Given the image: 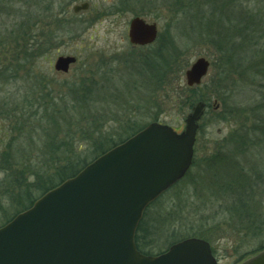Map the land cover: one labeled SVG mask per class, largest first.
<instances>
[{
    "label": "rangeland",
    "instance_id": "374dc122",
    "mask_svg": "<svg viewBox=\"0 0 264 264\" xmlns=\"http://www.w3.org/2000/svg\"><path fill=\"white\" fill-rule=\"evenodd\" d=\"M85 2L90 4L88 10L74 14L73 8ZM48 3L50 11H45ZM161 3L0 0V226L11 204L6 188L20 177L16 172L30 177L35 171L48 178L56 163L71 161L78 152L90 155L89 149L99 137L119 141L127 136L129 126L140 129L155 119L182 132L194 108L185 100V72L204 57L211 68L202 84L195 87L201 89L208 105L199 123L202 129L197 135L195 161L184 181L156 202L152 213L162 210L177 217L180 210L175 207L183 208L181 218L188 219L175 230L181 235L200 232L211 236L210 242L205 241L219 264H238L259 252L264 231L255 236L247 221L237 220L232 194L221 191L230 180L219 182V172L211 169V163L214 157L232 150L234 162L254 165V169L245 165L260 173V187L249 202L253 213L260 215L256 224L263 223L264 134L248 135V131L254 130L255 120L264 117V82L242 74L237 66L228 72V79L220 77L223 66L215 57L213 39L198 30V23L194 25L196 36L189 39L179 31L180 27L189 32L180 26L186 21L176 15L174 7L171 10L173 5ZM251 3L256 12H264V0ZM137 16L156 23L159 36L166 34L182 56L180 61L189 63L180 79L155 87L143 65L134 62L152 49L134 48L129 42V24ZM228 30L233 31L234 26ZM67 56L77 62L68 73H57L55 62ZM226 138L227 149L221 152L218 147L222 143H217ZM225 174L223 171L222 176ZM213 187L218 188L217 196L211 191ZM166 243L165 238L158 248L165 249Z\"/></svg>",
    "mask_w": 264,
    "mask_h": 264
},
{
    "label": "water",
    "instance_id": "95a60500",
    "mask_svg": "<svg viewBox=\"0 0 264 264\" xmlns=\"http://www.w3.org/2000/svg\"><path fill=\"white\" fill-rule=\"evenodd\" d=\"M88 8L83 3L73 13ZM158 35L156 23L131 20V45H152ZM76 62L72 56L59 57L54 69L68 73ZM210 68L208 59L198 58L185 72L187 87L200 86ZM205 110L199 102L181 133L149 124L46 192L0 227V264H219L201 238L181 240L158 255L141 253L135 242L148 207L191 169ZM240 264H264V250Z\"/></svg>",
    "mask_w": 264,
    "mask_h": 264
},
{
    "label": "trees",
    "instance_id": "16d2710c",
    "mask_svg": "<svg viewBox=\"0 0 264 264\" xmlns=\"http://www.w3.org/2000/svg\"><path fill=\"white\" fill-rule=\"evenodd\" d=\"M45 1L46 0H41V3ZM158 2H163L161 3L163 5H173L171 10L173 11L174 7L176 15L179 14L181 16L180 19H182V22L186 21L180 26L183 25V29H189V32H185L179 27V31L181 33H186L189 39L196 36L198 30L201 33L207 34L209 36L208 38L213 39L212 46L216 55L215 57H217L218 62L223 66V70L219 74L220 77H226V79H228V72L237 66V69H241L242 74L260 77V81L264 82V32L262 31L264 28V12H256V6H252L253 3H251L252 0H202L201 3H199V0H158ZM49 6H51V4L49 5L48 3L45 11H50L48 9ZM121 6L125 7V2H121ZM180 23L181 22H179V24ZM197 23L198 30L194 27ZM211 25L212 27L210 28L209 26ZM202 26L206 27L202 29ZM231 26H234L233 31L228 30ZM166 33L168 34L167 30ZM42 35L45 37L44 30L41 32V36ZM53 38H55V35ZM237 38H241L242 42L240 41L237 43ZM149 48H152L151 51L144 55L143 59L140 58L139 61L136 60L134 62L143 65L144 69L147 70V74L153 79L152 83H154L155 87L157 85L160 87L173 78L175 80L181 78L183 74L182 71H184L183 67H187L189 63L187 64L182 62V60L180 61V57L182 56L176 52V49L174 50L175 47H173L171 39L168 38L166 34H161L156 43ZM214 63L212 66H215ZM248 63L249 65L246 66L245 64ZM175 76L177 78H175ZM154 86H152L153 90L155 88ZM200 90L199 87H195L194 89L187 88L184 90L186 94L185 100L190 104L191 108L195 107L199 102L208 105V99L204 97ZM155 122H158V119H155ZM255 124L254 130H249L248 135H256L260 132L263 135L264 117L261 116L260 119L255 120ZM146 126L140 129H134L129 126L127 136L121 137L119 141L99 137L98 140L93 142L92 149H89L91 151H89V153H91L90 155H82L81 152H78V154L76 153L77 156L75 157L74 155L71 161L67 160L63 163H56L52 170L53 173L50 174L48 178L41 177V173L39 174L35 171L32 172L33 175L30 177L16 172L20 177L17 181L16 179L12 181V187L9 185V187L6 188V193L8 194L6 197H9L11 204L3 214L2 226L10 222L19 213L32 207L35 201L46 192L56 188L65 180L75 177L92 161L115 146L125 142ZM200 129H202V126ZM97 132L98 130H96V133ZM227 141L228 138L217 143H222V147H218L221 152L227 149ZM229 150L231 149L229 148ZM231 156L232 150L230 154L226 152L222 156L214 157V164L211 163V169H216L219 172V177H217V179L220 180H218L219 182L222 183L230 180L227 184V188L224 187L221 191L232 194V198H234L232 205L236 206L238 210L237 215L239 219L237 220L247 221L253 235H260L264 231V222L256 224L260 215L253 213L254 211L251 209L252 202H249L253 201V196L260 187V181L258 179L260 178V173H253V170H248L245 167V165L250 164L251 169H254V165H251V163L247 161L234 162ZM90 157L92 158L91 160H89ZM248 158L249 156H247L246 160ZM223 171L227 174H225V177L222 176ZM252 175H254V177H251ZM184 179L182 181H184ZM182 181L167 191L156 202L162 197L167 196L172 190L178 187ZM217 190L218 188H211V191L216 196L218 195ZM223 195L225 196L226 194ZM156 202L148 207L137 230L135 242L141 253L145 255H158L165 252L171 245L191 237L201 238L210 242L211 236L208 234L200 232L183 235L178 234L179 232L175 230L177 227L176 225L184 223L187 221L186 219H188L187 216L181 218V215H183L181 213L183 208L178 206L175 207L180 210L177 217L173 213H163L162 210L153 214L152 210ZM165 238L167 240V247L165 249L158 248V244ZM262 250H264V245L260 246L256 252ZM212 252L215 256L214 251ZM242 261L243 259H241L238 264Z\"/></svg>",
    "mask_w": 264,
    "mask_h": 264
},
{
    "label": "flooded vegetation",
    "instance_id": "af4514ba",
    "mask_svg": "<svg viewBox=\"0 0 264 264\" xmlns=\"http://www.w3.org/2000/svg\"><path fill=\"white\" fill-rule=\"evenodd\" d=\"M85 3H89V2H85ZM89 7H90V4H89ZM137 17H139V16H137ZM136 18V17H135ZM140 18H142V17H140ZM134 19V18H133ZM144 19V18H143ZM146 20V19H145ZM146 21H148V20H146ZM149 22V21H148ZM151 23V22H150ZM129 26H130V24H129ZM128 32H129V30H128ZM158 40V39H157ZM156 40V41H157ZM156 43V42H155ZM155 43H153L152 45H148V46H133L134 48H145V47H150V46H153ZM73 66V65H72ZM71 66V67H72ZM71 67H70V69H71ZM70 71V70H69ZM57 73H59V74H63V73H60V72H57ZM149 125V124H148ZM199 128H200V125H199Z\"/></svg>",
    "mask_w": 264,
    "mask_h": 264
}]
</instances>
